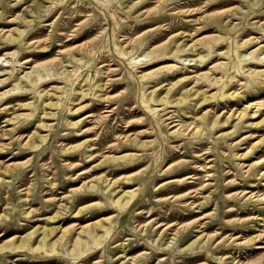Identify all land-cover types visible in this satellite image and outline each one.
<instances>
[{
  "label": "rangeland",
  "instance_id": "1",
  "mask_svg": "<svg viewBox=\"0 0 264 264\" xmlns=\"http://www.w3.org/2000/svg\"><path fill=\"white\" fill-rule=\"evenodd\" d=\"M0 264H264V0H0Z\"/></svg>",
  "mask_w": 264,
  "mask_h": 264
},
{
  "label": "bare ground",
  "instance_id": "2",
  "mask_svg": "<svg viewBox=\"0 0 264 264\" xmlns=\"http://www.w3.org/2000/svg\"><path fill=\"white\" fill-rule=\"evenodd\" d=\"M242 47H244V45H242V46H239V45H236V47H235V49L234 50H232V52L234 51V54L232 55V56H239L238 54V51H239V49L240 48H242ZM239 58V57H238ZM249 58H246V56H243V59H241V60H239V59H237V61H236V68L237 69H239L240 68V65H241V62H243L244 60H248ZM129 60V63L132 65V66H135L136 64H138L137 63V60H139L138 58H130V59H128ZM232 60H234L233 58H232ZM165 61V60H164ZM139 62V61H138ZM181 102H182V100H181ZM242 116V115H241ZM88 119V118H87ZM229 120V118L227 119V121ZM135 196H136V193L135 194H133L131 197H130V200L129 201H127L126 202V204L124 205V206H122V210L126 207V206H128L131 202H132V200L135 198ZM44 242H46V239H44ZM261 244V243H260ZM18 250H26V248H25V245L23 244V243H21L18 247ZM41 250V248L40 247H37V248H35V249H33V252H37V251H40Z\"/></svg>",
  "mask_w": 264,
  "mask_h": 264
}]
</instances>
